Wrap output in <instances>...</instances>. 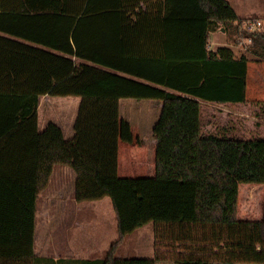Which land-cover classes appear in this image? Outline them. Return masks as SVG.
I'll list each match as a JSON object with an SVG mask.
<instances>
[{
    "label": "trees",
    "instance_id": "1",
    "mask_svg": "<svg viewBox=\"0 0 264 264\" xmlns=\"http://www.w3.org/2000/svg\"><path fill=\"white\" fill-rule=\"evenodd\" d=\"M251 21L227 0H0V264H155L119 258L147 225L172 264H264V223L238 219L240 185H264V139L206 137L201 120L202 102H248L250 56L264 61ZM46 96L80 99L72 139L39 131ZM127 99L162 104L153 177L118 175L120 143L135 141ZM56 165L74 171L77 203L109 198L117 238L104 258L36 255Z\"/></svg>",
    "mask_w": 264,
    "mask_h": 264
},
{
    "label": "rangeland",
    "instance_id": "2",
    "mask_svg": "<svg viewBox=\"0 0 264 264\" xmlns=\"http://www.w3.org/2000/svg\"><path fill=\"white\" fill-rule=\"evenodd\" d=\"M243 20H255L254 30H264V0H227ZM219 35V34H218ZM219 45L226 43L223 35L217 37ZM216 40V39H215ZM211 47L217 45L213 39ZM245 53L244 44L237 48ZM248 76L247 110L235 112L238 123L228 125L219 113L211 114L209 107L220 109L219 105L202 102L204 111L202 122L207 131L211 123L213 135L222 128L233 127L238 131L233 138L248 140L264 139V61L250 56ZM80 99L77 97L44 99L38 110V128L42 132L53 123L59 126L66 140L74 135ZM248 113V114H246ZM161 114L159 102L154 100L127 99L120 101V118L132 126L134 144L120 143L118 175L121 178L153 177L155 170L150 160H154L156 142L153 127ZM213 115L215 118L211 116ZM251 123L244 125L245 119ZM244 120V121H242ZM246 124V123H245ZM237 125V126H236ZM244 134L241 135V132ZM206 135V133H204ZM153 154V155H152ZM153 156V157H152ZM137 167H130L128 160ZM152 169H151V168ZM76 175L71 168L56 165L47 189L39 196L36 212L35 253L40 257H60L67 259L104 258L111 243L117 238L116 219L109 198L94 202L77 203L74 199ZM264 199V185L242 184L239 187L238 219L257 221L261 218V200ZM155 236L151 225L142 227L126 239L119 258H154L155 264H172L164 261L162 254H155ZM162 253V252H161Z\"/></svg>",
    "mask_w": 264,
    "mask_h": 264
},
{
    "label": "crops",
    "instance_id": "3",
    "mask_svg": "<svg viewBox=\"0 0 264 264\" xmlns=\"http://www.w3.org/2000/svg\"><path fill=\"white\" fill-rule=\"evenodd\" d=\"M236 13H237V11H236ZM237 15H238V13H237ZM238 17L240 19H242L239 15H238ZM218 34L219 35H223V33H216V34L213 35V39H214V41H215V43H216L217 46H219V43H218L219 41L217 39V37L219 36ZM224 38H225V36H224ZM48 98L50 99V97H48V96L42 98L41 99V103L43 102L44 99H48ZM41 103H40V105H41ZM207 104H210L212 106L213 105H219L220 106V109H217L216 110L215 109L216 107H209L208 110L211 112V114L219 113L221 115V117H222L223 122L227 123L228 125H232V126L234 125L233 124L234 122L235 123H238L237 121H239L238 115L235 114L236 111L239 112L240 109L243 110V111H244V109H246L247 110L246 112H248V108H247V105H246L247 103H244V104H233V103L213 104V103H207ZM201 105H202L201 106V120H202V114H203V111L205 110L204 109L205 107H204L203 103ZM159 107H160V109H162V104L161 103H159ZM39 108H40V106H39ZM246 114H248V113H246ZM211 116L213 117V119L215 118L213 115H211ZM245 120L246 121L242 120V121H244L246 123V124L244 123V125L248 126L250 123L252 125V123H253L252 121L250 122L247 118ZM207 127H208V129H207V131H205L204 130V125H203V122H202V134L204 135V133H206V135H204L206 137L207 136H216V137H219V138H233L232 136L233 135H237V134H233L232 135V133H236L238 131L237 129H234L233 127H230V128L224 127V128H222V132L217 131V132H215L216 134L213 135L214 131H213V126H211V123ZM73 130H74V126H73ZM241 135L243 136V135H246V134H244V131H243V132H241ZM237 136H234V137H236V139H247V138H242V137H237ZM118 159H119V157H118ZM134 160L135 159L128 160V163L131 164L129 168H131V167H137L136 164L133 162ZM150 161L152 163V168L155 170V158H154V160L152 159ZM116 229H117V226H116ZM116 234H117V231H116ZM55 258L56 259H59L60 257H55ZM67 259H79V258H74V257H70L69 258L68 257ZM83 259H85V258H83Z\"/></svg>",
    "mask_w": 264,
    "mask_h": 264
},
{
    "label": "water",
    "instance_id": "4",
    "mask_svg": "<svg viewBox=\"0 0 264 264\" xmlns=\"http://www.w3.org/2000/svg\"><path fill=\"white\" fill-rule=\"evenodd\" d=\"M260 209H261L262 215H261V218L258 221L264 223V199L261 200Z\"/></svg>",
    "mask_w": 264,
    "mask_h": 264
},
{
    "label": "built area",
    "instance_id": "5",
    "mask_svg": "<svg viewBox=\"0 0 264 264\" xmlns=\"http://www.w3.org/2000/svg\"><path fill=\"white\" fill-rule=\"evenodd\" d=\"M248 26H250V27H252V28H253L255 25H254V24H252V25H248Z\"/></svg>",
    "mask_w": 264,
    "mask_h": 264
}]
</instances>
